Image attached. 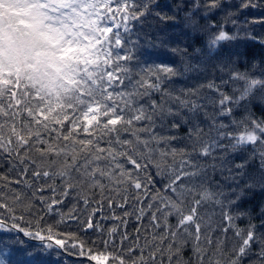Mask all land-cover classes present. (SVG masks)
<instances>
[{
    "label": "snow or ice",
    "instance_id": "snow-or-ice-1",
    "mask_svg": "<svg viewBox=\"0 0 264 264\" xmlns=\"http://www.w3.org/2000/svg\"><path fill=\"white\" fill-rule=\"evenodd\" d=\"M138 7L135 0H0V161L8 165L0 172V230L21 232L48 250L67 252L72 248L88 264H164L165 256L172 264L173 257H180L190 240L195 264H206L216 226L211 218L204 220L199 209L214 203L222 209L226 225L220 230L227 234L232 229L240 240L239 247L231 249L227 264H242L253 243L260 245L256 255L264 264V240L257 235L256 225L249 223L247 230L236 227L235 217L228 210L236 201L225 204V192L206 186L208 169L215 170L218 165L199 163L203 158L216 160L213 154L217 150L255 149L258 143L264 146V119L253 118L250 110L227 125L213 119L214 134L207 138L195 119L204 109L199 102L201 89L207 88L218 97L207 99L217 106L219 116L231 117L234 107L249 100L257 89H264V78L234 71L219 84L209 80L174 95L165 87L177 75L171 64L132 65L133 25L147 14L148 4L139 11ZM207 7H218L217 0H210ZM240 7L256 5L244 0ZM234 39L236 36L220 30L207 41V47L212 51L221 42ZM232 81L242 82V88H233L239 95L223 91ZM156 95L159 100L153 98ZM185 111L188 116L183 115ZM169 119L173 121L170 126ZM181 125L188 126L186 136L161 134ZM230 127L236 130L230 131ZM182 140L191 142V151L172 146ZM225 140L230 143L225 145ZM258 154L264 169V151ZM236 167L242 169L244 165ZM150 168L162 181L167 179L161 187L163 193L171 195L151 191L156 181ZM236 179L233 175L226 178ZM23 189L30 190L31 196ZM73 191L85 207L90 200L88 193L95 191L100 196L85 230H101L99 223L93 224L92 216L96 211L102 213L105 201L109 209L114 205L122 209L130 197L140 205L149 200L150 229L142 234L137 228L135 241L126 249L123 245L129 236L124 231L119 251L113 252L109 248L115 245L119 231L115 226L108 231L103 250H94L76 233H60L52 225L41 228L43 216L26 221L35 223V231L17 223L25 220L17 210L33 213L34 208L48 215L55 213L59 216L57 225L77 220L74 209L68 214L59 210ZM241 195L236 193L237 199ZM135 213V219L142 221L145 207H136ZM170 216L176 218L175 224L169 223ZM113 219L126 227V220ZM224 243L223 238H217L207 264H224L220 259L225 255ZM0 264L50 261L44 253H19L0 244Z\"/></svg>",
    "mask_w": 264,
    "mask_h": 264
},
{
    "label": "trees",
    "instance_id": "trees-1",
    "mask_svg": "<svg viewBox=\"0 0 264 264\" xmlns=\"http://www.w3.org/2000/svg\"><path fill=\"white\" fill-rule=\"evenodd\" d=\"M135 2L139 6L138 11L147 3L148 11L139 22L133 25L130 38L135 42V60L132 65L135 68L138 63L171 64L176 69L177 75L170 82H167L165 87L174 95H182L181 89H194L199 85L206 84L209 80H215L219 84L222 79L228 80L230 73L234 71L247 72L252 76L264 78V22H253L264 19V0H252L256 7L246 9L240 7L244 0H217L218 7L215 9L207 7L210 0H135ZM161 16L165 19H161ZM220 30L236 36V39L221 42L217 49L210 51L207 47V41ZM185 68L188 70L185 71ZM221 68L224 71H221ZM242 86V82L232 81L223 88V91L229 95H239V92H233V88H242ZM199 94L201 97L199 102L204 105V109L196 115L195 119L203 129L205 138L214 134V129L211 127L213 119L216 123L227 125L233 118L240 120L245 117L248 114L246 110L251 111L253 118L264 119V89H257L249 100L243 101L240 107H234L231 117L218 115L217 106L210 104L207 99H218L210 90L201 89ZM153 98L159 100L158 95ZM204 112H207L208 115L205 116ZM183 115L188 116V113L185 111ZM172 122L169 119L167 124L170 126ZM176 122L179 123V120L177 119ZM229 130L235 131L236 129L230 127ZM187 132L188 126L181 125L179 129L161 132V134L183 137L187 135ZM223 143L228 145L230 142L225 140ZM172 146L178 149L192 150L191 142L188 140L174 141ZM260 151H264V146L259 143L255 149L252 146L237 151L225 148L217 150L213 154L217 157L216 160L203 158L199 160V163L218 165L215 170L208 169L206 186L214 192H225L226 195L223 197L225 204L229 200L236 201L228 209L230 214L235 217L236 227L247 230L249 223L255 224L257 235L261 240H264V223H262L264 222V169L261 168V158L258 154ZM240 164L244 165L242 169L236 167ZM0 165H2L0 172H5L8 165L3 161H0ZM149 171L153 180L156 181L155 187L151 191L160 190L162 194L171 195V193H163L161 187L162 183H167V179L162 181L156 177L154 169L150 168ZM229 175L235 176L236 181L226 180ZM56 183L59 184L60 181L57 180ZM249 185L251 186L249 187ZM13 187L19 188L20 186L13 185ZM23 190L27 191L28 196H31L30 190ZM240 192L242 195L237 199L236 193ZM44 194L49 195L50 193L45 192ZM88 195L90 200L88 206L85 207L77 192H70L59 209L64 214H68L70 209H74L72 214L77 217V220L68 219L65 223L57 225L59 216L55 213L48 215L43 210L37 212L34 208L33 213H22L17 210V215H24L25 217L24 221H17V223H20L23 228L35 231V223L29 225L26 221H35L37 216H43L40 222L41 228L52 225L57 232L76 233L77 238L84 241L86 247H91L94 250H103V241L108 239V231L115 226L119 231L114 237L115 245L109 248L113 252L119 251L120 237L124 231H127L129 236V240L125 241L123 245L126 249L130 242L135 241L137 228L141 229L142 234H146V230L150 229L151 210L146 207L149 200L146 198L143 205H140L135 204L130 197L129 204L122 209L115 207V205L109 209L107 201H105L102 213L96 211L95 215L92 216L93 224L99 223L102 231L95 228L85 230L84 225L89 213L97 207L95 201L100 199L99 194L95 191L88 193ZM141 206L145 207L146 215L142 221H137L135 208ZM36 207H40L39 202H37ZM125 212L129 213L127 217L124 216ZM199 212L204 220L211 218L216 226V231L212 234L213 244L209 248L208 256L215 251L217 238H223L225 255L221 256L220 259L224 261V264H227V260L232 256L231 249L234 246L239 247L240 240L235 236L232 229H229L227 234L220 230L226 225L223 221L222 209L219 206L214 203H206L199 209ZM241 213H246V215L242 216ZM157 215L159 216V213ZM113 216L126 220V227L121 224L120 220L113 219ZM175 222L176 218L170 216L169 223L175 224ZM42 234L46 235V233ZM0 244H6L7 247L19 253H44L47 255L50 264H88V261L79 258L77 252L72 248H68L67 252H57L55 249L48 250L43 248L39 240L26 237L18 231L0 230ZM205 246L207 247V245ZM259 251L260 245L253 243L249 255L242 261V264H260L256 255ZM208 256H205L206 264ZM57 257H59L58 260ZM178 261L179 264H185V262L195 264L190 240L180 257H173L172 264H177ZM164 264H168L166 256Z\"/></svg>",
    "mask_w": 264,
    "mask_h": 264
}]
</instances>
